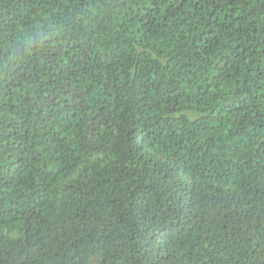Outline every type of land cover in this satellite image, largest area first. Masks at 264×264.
Listing matches in <instances>:
<instances>
[{"label":"trees","instance_id":"1","mask_svg":"<svg viewBox=\"0 0 264 264\" xmlns=\"http://www.w3.org/2000/svg\"><path fill=\"white\" fill-rule=\"evenodd\" d=\"M0 264H264V0H0Z\"/></svg>","mask_w":264,"mask_h":264}]
</instances>
